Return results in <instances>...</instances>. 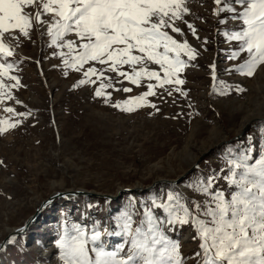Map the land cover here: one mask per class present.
I'll return each instance as SVG.
<instances>
[{"label":"rangeland","instance_id":"obj_1","mask_svg":"<svg viewBox=\"0 0 264 264\" xmlns=\"http://www.w3.org/2000/svg\"><path fill=\"white\" fill-rule=\"evenodd\" d=\"M185 3L190 11L176 21L183 35L170 34L180 42L187 39L198 53L180 73L185 83L179 87L187 96L175 91L169 96L167 91L174 85L157 86L156 95L146 97L140 106L133 104V111H127L123 102L148 91L149 83H157L155 78L144 77L140 84H133L119 71L105 70L107 65L98 62H88L79 71L70 68L64 59L71 62V57L57 54L67 48L52 45L45 25L33 26L29 37L19 34L18 40L6 35L13 56L0 55V61L14 67L0 77L8 85L2 90L0 121L16 126L0 132V243L54 192L86 189L117 195L122 189L130 191L114 200L72 195L54 200L36 223L0 250V264H64L57 241L65 228L70 234H74L73 225L83 226L89 235L98 230L103 241L105 230L121 231L126 212H132V219L138 222L145 219L146 208L156 211L167 234L180 242L181 252L190 258L188 264H195L200 241L194 239V227L169 225L167 211L155 205L166 203L169 192L182 193L193 204L210 199L193 186L213 175L217 178L214 190H234L221 178L229 174L226 153L231 149L235 157L249 146L253 156L264 151V121H253L242 138L216 145L239 134L250 120L264 117V64L251 77L235 71L247 54L230 59L239 42L229 40L225 33L238 30L240 21L219 23L215 0ZM227 15L221 13V17ZM185 21L195 27L196 35ZM69 37L75 39L72 34ZM182 58L188 59L183 54ZM89 66L98 70L87 77L94 83L77 86L86 79L83 73ZM147 67L163 75L159 65ZM120 70L131 72L127 65ZM10 76L19 78L17 87H11L16 81ZM101 83L110 86L97 96ZM118 102L119 108L114 106ZM9 107L15 111L8 112ZM211 146L214 149L179 183L162 182L149 188L156 180H173L186 173ZM126 239L120 235L104 244L114 250Z\"/></svg>","mask_w":264,"mask_h":264},{"label":"snow or ice","instance_id":"obj_2","mask_svg":"<svg viewBox=\"0 0 264 264\" xmlns=\"http://www.w3.org/2000/svg\"><path fill=\"white\" fill-rule=\"evenodd\" d=\"M215 4L219 23L240 21L238 30L225 33L229 40L239 42L238 49L229 58L235 60L246 53L247 59L234 70L253 76L258 66L264 64V0H215ZM29 8L34 11H27ZM189 11L185 0H0V55L13 56L6 35L8 39L18 40L19 34L29 37L33 26L45 25L52 45L67 48V52L57 54L71 57V62L64 59L70 68L79 71L88 62H98L107 65L105 70L119 71L120 76L133 84H140L144 77L150 81L155 78L157 83H149L148 91L123 102L127 111H133V104L140 106L146 97L156 95L157 86L174 85L167 91L169 96L172 91L187 96L179 87L185 83L180 73L198 53L187 39L180 42L170 32L183 35L176 21L183 20V14ZM221 13L228 15L221 17ZM187 27L196 35L192 24L187 23ZM182 54L188 59H183ZM150 63L159 65L163 75L147 67ZM124 65L131 68L130 73L120 70ZM13 67V63L0 61V77ZM97 71L96 67L89 66L83 73L86 79H81L77 86L94 83L87 77ZM9 79L16 81L12 88L18 86V77ZM108 86L101 83L96 95H104L103 89ZM6 87L0 79V89ZM237 91L244 89L237 87ZM8 98H12L10 94ZM114 106L119 108L121 103ZM7 111L15 110L9 107ZM0 124L4 125L0 126V132L16 126L8 121ZM253 152L249 146L235 157L231 149L226 153L229 174L221 178L234 186V190L228 193L214 190L212 186L217 178L213 175L193 186L210 199L193 204L182 193L169 192L166 203L155 205L156 209L167 211L169 225L194 227V239L200 241V250L194 254L195 264H264V151L258 156H253ZM144 217L137 222L132 219V212H126L120 232L105 230L104 234L109 236L127 237L114 250L107 249L98 230L89 235L83 226L73 225L74 234H70L65 228L57 241L62 250L61 259L64 264H188L190 258L181 252L180 242L167 234L156 211L146 208ZM11 242H15V237Z\"/></svg>","mask_w":264,"mask_h":264},{"label":"water","instance_id":"obj_3","mask_svg":"<svg viewBox=\"0 0 264 264\" xmlns=\"http://www.w3.org/2000/svg\"><path fill=\"white\" fill-rule=\"evenodd\" d=\"M257 120L264 121V117H259V118L253 119L252 121H250V123L245 124L243 126V128L239 134H237L236 136H234L230 139H225V140L220 141L216 146H220V145L232 142L235 139L242 138L246 134V131H247L249 125L253 121H257ZM214 147L215 146H211L205 152L201 153V155L195 161V163L191 166V168H189L187 170V172L184 173L183 175H181L180 177L173 179V180H170V179L156 180L152 183V185L149 188H153L157 184L162 183V182H164V183H179L187 174L191 173L198 166L201 159L205 155H208L214 149ZM149 188H146V189H149ZM124 191H130V189H128V188L122 189L117 193V195L106 194V193H101V192L86 190V189H70V190H65V191L54 192L51 195H49L46 199L39 202V204L37 205V207L35 209V212L24 222V224L22 226H20L19 228L13 229L10 232V234L4 240H2V242L0 243V250L5 248L11 242L12 237H17L19 234L25 233L30 228V226L32 224L36 223L39 220V218H40L41 214L43 213L44 209L46 208V206L52 204L54 202V200H56V199L64 198L67 195H72V197H75V196H91V197L107 198L108 200H114V199L118 198L121 195V193Z\"/></svg>","mask_w":264,"mask_h":264},{"label":"bare ground","instance_id":"obj_4","mask_svg":"<svg viewBox=\"0 0 264 264\" xmlns=\"http://www.w3.org/2000/svg\"><path fill=\"white\" fill-rule=\"evenodd\" d=\"M2 90L3 89H0V92H2ZM2 97L0 96V102H2ZM251 121V120H250ZM71 196V195H70ZM120 238V235H111V236H109V235H107V234H105V238H104V240H103V242L105 243V244H110L113 240H117V239H119Z\"/></svg>","mask_w":264,"mask_h":264}]
</instances>
